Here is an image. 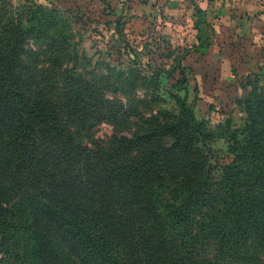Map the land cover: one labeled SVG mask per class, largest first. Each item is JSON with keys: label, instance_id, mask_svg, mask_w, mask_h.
<instances>
[{"label": "trees", "instance_id": "trees-1", "mask_svg": "<svg viewBox=\"0 0 264 264\" xmlns=\"http://www.w3.org/2000/svg\"><path fill=\"white\" fill-rule=\"evenodd\" d=\"M67 28L57 8L0 0V264H264L260 75L242 124L210 129L161 69L95 71Z\"/></svg>", "mask_w": 264, "mask_h": 264}, {"label": "rangeland", "instance_id": "rangeland-1", "mask_svg": "<svg viewBox=\"0 0 264 264\" xmlns=\"http://www.w3.org/2000/svg\"><path fill=\"white\" fill-rule=\"evenodd\" d=\"M3 1L12 8L33 4L63 11L80 61H87L86 65L90 62L95 71L106 65L124 69L133 59L143 73L161 69L162 87L184 98L210 129L227 119L241 125L244 113L240 101L250 92L255 74L264 85L263 28L257 30L250 23L245 28L238 25L231 45L218 43L212 28L216 16L201 10L200 0ZM198 9L203 16L197 14ZM249 18L245 15L244 20ZM163 105L147 104L140 109L147 116ZM135 122L131 119L118 129L100 124L94 138L106 141L115 134L126 135L124 130L133 129ZM211 146L215 159L225 161L226 144L216 140Z\"/></svg>", "mask_w": 264, "mask_h": 264}, {"label": "crops", "instance_id": "crops-1", "mask_svg": "<svg viewBox=\"0 0 264 264\" xmlns=\"http://www.w3.org/2000/svg\"><path fill=\"white\" fill-rule=\"evenodd\" d=\"M200 1L202 2L199 3L201 10H206V13L212 15V17L216 16L212 28L214 29V34L216 36L215 40L218 41V43L225 44L229 42L231 45L237 37L235 29L238 25H243L245 28L246 24L250 23L249 25L257 30L262 27L263 30H261V32H264V0ZM245 15H247V19L248 16L250 17L248 22L244 20ZM235 22H238L239 24ZM250 38H252V36H250ZM212 42H214V40Z\"/></svg>", "mask_w": 264, "mask_h": 264}]
</instances>
